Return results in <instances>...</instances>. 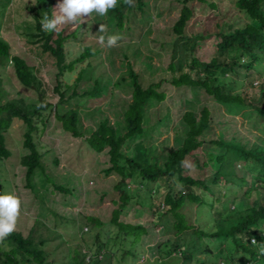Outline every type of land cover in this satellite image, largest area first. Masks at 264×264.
I'll use <instances>...</instances> for the list:
<instances>
[{
	"label": "rangeland",
	"instance_id": "rangeland-1",
	"mask_svg": "<svg viewBox=\"0 0 264 264\" xmlns=\"http://www.w3.org/2000/svg\"><path fill=\"white\" fill-rule=\"evenodd\" d=\"M52 1L51 11L60 0ZM120 1L118 0V4ZM143 1L145 7L141 12L135 9L136 0H134L132 6L134 10L129 16V19H135L132 30L127 29L129 23H126V30L111 32L113 29H109L105 22H108L111 15L101 17L93 12L81 25L79 22L76 25H64L53 32L54 39L58 32L67 36L64 43L66 64L77 60L87 47H91V50L97 53L92 58L79 61L73 66L72 71L64 72L60 77L62 90L65 85L70 89L65 93V98L69 97L68 102L58 103L59 98L53 92L58 73L56 66H53V58L48 55L35 57L32 50L37 51L38 48L30 46L26 41L27 37L22 34L27 25L33 23L37 12L41 19L45 15L43 8L46 0H0V38L9 44L11 56L20 57L33 69L44 87L45 101L52 105L50 111L43 113L44 116L35 121L37 129L32 134V139L41 155L43 171L36 170L31 177L32 188L26 187V168L21 165L22 157L28 154V150L23 145L25 127L19 120H13L11 123L5 134V147L10 156L7 159H0V194H13L20 199V214L14 232L20 233L25 238L31 237L35 244L44 239L43 250L46 261L50 264H75L82 259L75 252L95 253L99 245L102 246L100 249L102 260L94 263L92 259L87 260L86 257V261L82 264H184L181 254L186 252V244L183 240L185 245H181L180 239L174 234L171 218L168 216L169 226H161L155 217L152 218L148 209L150 204L158 203L162 194L160 186H154L150 191L146 188L133 189L132 185L127 186L128 193H131L132 208L128 213H123L122 223L126 226L127 223H139L144 230H139L137 235L128 234L126 240L117 226L110 223L112 212L118 207L116 185L120 177L115 173L107 175L104 172L109 167L108 155L95 154L87 143V138L103 120H107L112 127H117V123L122 121V114L131 101L129 66L126 60L139 73L144 84L161 83L158 91L165 94L162 103H154L152 107L146 108L144 115L146 122L143 123L144 137L128 142V146L123 148L126 156H137L144 164H160L167 153L180 146L185 138L187 123H183L181 117L183 111L189 109L185 104L186 91L184 88L177 89L169 84L168 56L159 48L161 42L167 41L169 15L171 14L172 18L176 16L175 11L170 13L169 10L177 3L175 0ZM213 1L217 2L218 8L215 12L219 16L226 12L223 15L224 20L214 13L199 14L191 19L187 28L189 34H213L218 30V26L225 25L227 28L239 22L238 18L241 15L234 16L236 10L231 0H226L229 2L226 6L222 4L225 0ZM160 11L162 16L158 18L157 12ZM100 24L106 25V33L98 32ZM99 35H120L122 39L118 41L116 47L107 49L98 44ZM211 42H214V39L202 41L198 46L196 57L202 59L211 54L213 52ZM88 64L91 65L93 78L83 79L76 84L78 73ZM258 71L246 72L244 69H238L235 75L219 73L217 84L225 86L232 94L254 96L258 92L259 82L264 80V66ZM99 78L103 82L97 81L96 85L100 88L102 96L100 98L84 96L86 91L93 89V79ZM0 81L1 104L14 98L23 99L27 103L36 102V93L25 90L16 80L9 60L0 64ZM73 90L77 93L76 97H70ZM203 106H207L211 113L210 126L199 137V140L205 142L204 144L220 136L225 140L234 139L235 143L245 146L254 142L259 143L260 139H264V123L248 121L249 114L246 110L230 112L209 101L208 105L200 103L196 107V116ZM54 110L59 113L69 110L77 112L81 137L74 138L70 133L65 132L61 123L55 118ZM137 146L145 153L139 156ZM197 153L199 154L197 159L188 157L185 160L188 167L187 174L195 179H207L210 176L208 153L205 152L204 146ZM236 168L238 176L245 177L248 182L251 181V176L238 166ZM53 185L67 188L69 193L57 191ZM224 188L226 189V186ZM231 189L234 191L226 192L229 195L225 196L224 200L228 201L229 198L233 201L230 208L239 209V198L247 188ZM235 200H238V203ZM254 200L256 195L252 192L248 202ZM134 206L137 210L133 209ZM185 212L188 222L192 223L194 207L185 209ZM201 217L203 218L204 215ZM93 218L97 219L96 222L92 221ZM206 220L208 222L202 228L203 231H213V219ZM197 236L200 238L198 233ZM195 237L196 234L192 232L184 236L186 239L194 240ZM217 241L213 242L217 243ZM201 242L208 246L214 245L207 237ZM229 244L231 242H228ZM0 247L8 251L13 245L4 241L0 242ZM254 248L256 249L255 245ZM225 254H227L226 249ZM205 259V255L196 254L190 264H201ZM212 261L218 260L214 258ZM218 263H223V260L219 258ZM250 263L248 255L237 254L231 264Z\"/></svg>",
	"mask_w": 264,
	"mask_h": 264
},
{
	"label": "trees",
	"instance_id": "trees-1",
	"mask_svg": "<svg viewBox=\"0 0 264 264\" xmlns=\"http://www.w3.org/2000/svg\"><path fill=\"white\" fill-rule=\"evenodd\" d=\"M231 1L236 10L234 16L241 15L238 18L239 22L227 28L225 25L218 26V30L213 34L191 35L187 28L191 19L199 14L214 13L224 20L225 11L220 12V16L215 12L218 8L217 2L175 0L177 5L171 6L169 10L170 13L175 11L176 16L172 18L171 14L169 15V29L166 31L167 35L165 34L167 41L161 42L159 48L168 56L169 84L177 89L184 88L186 91L185 104L189 109L183 111L181 120L187 123V130L180 146L170 150L160 164H144L137 156L129 157L124 153L123 148L128 146L129 141L144 137L143 123L146 122L144 119L146 108L152 107L154 103H162L165 98V94L158 91L161 83L146 82L144 84V80L132 68L128 60L126 62L129 66L131 101L122 114V121L117 123V127H112L107 120H103L87 138L91 151L95 154L108 155L109 167L104 172L107 175L115 173L120 177L116 185L118 207L113 210L110 223L117 226L126 240L128 234L137 235L139 230H144L139 223H127L128 227L122 223L123 213H128L132 208L131 193H128L127 186L132 185L133 189L146 188L149 191L154 186H160L162 194L158 203L150 204L148 209L152 218L155 217L161 226H169L168 216L171 218L174 234L180 239L181 245L186 244V252L181 254L184 264H190L196 254L206 256L207 260L205 259L201 264H219V258L223 260L221 264H231L235 261L237 254L248 255L250 264H264V252H261L264 246V139H260L259 143L254 142L245 146L235 143L234 139L225 140L220 136L204 144L205 142L199 140V137L210 126V109L203 106L198 116L195 114V109L200 103L208 105V102L212 101L230 112L246 110L249 114L248 121L264 123V80L259 82L258 92L254 96L232 94L226 90L225 86L217 84L219 73L235 75L238 69L259 72L258 69L264 66V0ZM228 3L225 0L222 4L226 6ZM52 4V0H46L43 8L45 15L49 18L52 16ZM144 7L143 0H136V10L143 12ZM133 10L134 8L125 5L123 0L115 9L109 10L107 17L111 16L108 22H105L109 29H113L111 32L126 30V23H129L127 29L132 30L135 19H129V16ZM145 16L150 20L148 14ZM157 16L161 17L162 12H157ZM40 20L37 12L33 23L28 24L22 34L27 37L26 41L30 46L38 48L37 51L32 50L35 57L48 55L53 58V66H56L58 71L53 92L59 98L58 103H67L69 97L65 98V93L70 87L65 85L62 90L60 77L64 72L72 71L73 66L79 61L92 58L97 53L95 50L92 51L91 47H87L77 60L66 64L64 43L67 36L58 32L54 39L53 32L42 31ZM207 39H214V42H211L213 52L202 59L196 57L199 44ZM123 57L127 59L126 56ZM6 60L11 62L15 78L20 86L35 92L37 100L27 103L23 99L14 98L8 99L3 104L0 103V159H7L10 156L5 147V134L13 120H19L25 127L23 145L28 150V154L21 159V165L26 168V187L32 188L31 177L36 170L43 171L41 155L32 139V134L37 129L35 121L40 120L44 116L43 113L50 111L52 105L45 101L44 87L33 69L20 57L11 56L9 44L0 38V64H4ZM92 74L91 65L88 64L78 73L75 83L83 79H92ZM97 81L102 80L93 79V89L86 91L84 96L91 98L102 96L100 88L96 85ZM1 89L0 81V99ZM76 96L77 93L73 90L70 97ZM54 113L65 132L70 133L74 138L81 137L77 112L69 110L59 113L54 110ZM203 146L208 153L210 176L207 179H195L187 174L188 167L185 160L188 157L197 159L199 155L197 151ZM136 150L139 156L145 153L139 146ZM55 163H57L56 160ZM237 166L251 176V181L248 182L245 177L237 175ZM53 187L57 191L69 193V190L62 186L53 185ZM231 188L237 190L247 188L243 196L239 198V209L230 208L233 201L229 198L228 201L224 200L225 196L229 195L228 192L234 191ZM252 192L255 193L256 200L249 203L248 198ZM235 202L238 203V200ZM190 207H194L192 223L188 222L185 212V209ZM133 209L137 210L135 206ZM201 215L204 217L202 218ZM206 219H213L214 229L211 232L202 229L208 222ZM96 220L92 219L93 222ZM191 232L196 234L195 240L184 238ZM205 237L210 238L214 245L208 246L202 243ZM251 239H255L256 244H251ZM214 240H218L217 243H214ZM5 241L11 243L13 247L8 251L0 247V264H50L46 261L43 250L44 239L35 244L31 237L25 238L20 233L13 232ZM228 242L231 244L228 245ZM101 248L102 246L99 245L95 253L88 251L92 254L94 263L102 260ZM225 249L227 254L224 255ZM80 252H75L82 258L75 264L85 262L86 252L83 254ZM99 255H101L100 260L97 258ZM214 258L218 261H212Z\"/></svg>",
	"mask_w": 264,
	"mask_h": 264
},
{
	"label": "clouds",
	"instance_id": "clouds-1",
	"mask_svg": "<svg viewBox=\"0 0 264 264\" xmlns=\"http://www.w3.org/2000/svg\"><path fill=\"white\" fill-rule=\"evenodd\" d=\"M123 3L129 7L134 6V0H123ZM117 5L118 0H60L52 11L51 18L44 15L40 20L41 29L44 32H55L64 25H76L78 22L81 25L93 12L105 17ZM98 32L106 33V25L100 24ZM121 39L120 35H99L97 42L101 47L110 49L116 47ZM20 208L21 201L18 197L13 194H0V242L14 232ZM261 252H264V246Z\"/></svg>",
	"mask_w": 264,
	"mask_h": 264
},
{
	"label": "built area",
	"instance_id": "built-area-1",
	"mask_svg": "<svg viewBox=\"0 0 264 264\" xmlns=\"http://www.w3.org/2000/svg\"><path fill=\"white\" fill-rule=\"evenodd\" d=\"M253 241H255V239H251V240H250V243H251V244H254ZM255 243H256V242H255ZM86 257L88 258L87 260L93 258L92 254H91V253H88V252H86L85 261H86ZM97 258L100 260V259H101V255H99Z\"/></svg>",
	"mask_w": 264,
	"mask_h": 264
}]
</instances>
